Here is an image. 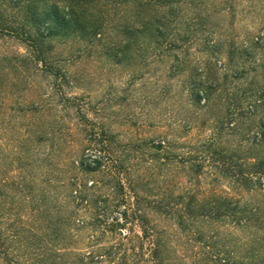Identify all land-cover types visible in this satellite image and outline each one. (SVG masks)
<instances>
[{
    "label": "rangeland",
    "instance_id": "374dc122",
    "mask_svg": "<svg viewBox=\"0 0 264 264\" xmlns=\"http://www.w3.org/2000/svg\"><path fill=\"white\" fill-rule=\"evenodd\" d=\"M114 1L84 9L103 36L46 44L48 68L0 35L2 227L58 264H153L155 247L164 264L264 263V40L253 57L247 38L264 10L236 17L235 40L170 50L174 37L123 32L156 10Z\"/></svg>",
    "mask_w": 264,
    "mask_h": 264
},
{
    "label": "trees",
    "instance_id": "16d2710c",
    "mask_svg": "<svg viewBox=\"0 0 264 264\" xmlns=\"http://www.w3.org/2000/svg\"><path fill=\"white\" fill-rule=\"evenodd\" d=\"M100 1L0 0V35L4 33L7 36L19 37L30 48L33 61L42 63L45 68H48L46 62L48 52L45 46L55 37L82 36L85 33L94 39L103 36V24L100 22L95 24L94 20L84 15V9L98 4ZM248 2L245 0H116L114 4L124 7H138L144 12L156 10L154 17L156 14L158 15L155 19L151 18L152 20L145 24L136 21L139 23V27L127 24L123 32L126 37L132 38L134 34L138 35L142 33L143 29H146L148 35L159 39L160 45L166 43L168 38L174 37L176 40L167 43L168 46L171 45L170 50H172L176 41L179 40L178 38L183 37L185 42L193 43L196 40L195 36H199L201 33H205L204 41H209V39L223 40L224 38L235 40V36L228 29L234 26L236 17L240 14H254L259 9L264 10V3L259 5L255 0H252L251 3ZM187 10L193 12L185 18L183 14ZM4 11L6 13L11 11L20 13L23 22L19 28L13 27L12 18H5ZM140 17L145 19L143 15ZM182 26L186 27L185 36L176 33L178 28ZM261 36L263 37L255 39V35L250 33L247 35V38H251L253 41L252 45L255 49L253 57L257 55L259 50L263 49L258 44L259 41L264 40V34ZM242 51L240 54L249 59L247 51L244 49ZM237 53V49L231 51L232 55ZM200 81L206 83L201 79ZM125 214L126 211L123 215L125 216ZM1 218L0 215V264H58L60 259L65 261L66 256L57 255V252L48 255L49 251L47 250H43L41 253L28 250V239H25L18 230L4 229ZM256 238L258 243L264 241V237ZM37 249L38 247L35 250ZM262 254H264V250L258 251L255 255L260 257ZM151 257L154 260L153 264H164L158 247L153 249ZM94 259L95 257L89 254L85 257L72 259L66 264H91ZM256 262L257 264H264L261 260H256Z\"/></svg>",
    "mask_w": 264,
    "mask_h": 264
}]
</instances>
